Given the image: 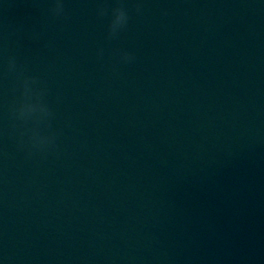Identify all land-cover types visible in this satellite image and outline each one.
<instances>
[{
    "label": "water",
    "instance_id": "water-1",
    "mask_svg": "<svg viewBox=\"0 0 264 264\" xmlns=\"http://www.w3.org/2000/svg\"><path fill=\"white\" fill-rule=\"evenodd\" d=\"M63 4L0 0V264H264V0Z\"/></svg>",
    "mask_w": 264,
    "mask_h": 264
},
{
    "label": "clouds",
    "instance_id": "clouds-1",
    "mask_svg": "<svg viewBox=\"0 0 264 264\" xmlns=\"http://www.w3.org/2000/svg\"><path fill=\"white\" fill-rule=\"evenodd\" d=\"M140 10L141 9H140L139 5H137L136 11L139 12ZM51 11L56 16L63 14V12H64L63 0H54V7L52 8ZM105 11L106 10L104 8H100L98 10V14L103 16L105 14ZM117 12H119L121 14L122 21L120 24L119 31H114L113 28H114V24L116 23V13ZM128 19H129V17H128L127 12L124 9L122 4H121V6L114 8L112 10V19H111L110 24H109V30H108L109 38H114L115 36H117L118 33L126 27V25L128 23ZM121 59H123L125 62H127V61H130L131 59H133V57L130 53L123 52L121 54ZM8 65H9V71H14L16 69V63H15L14 59L9 58ZM21 76H22V79L19 80V86H20V82L22 80H29V81H32L33 84L36 85L37 91H42L43 94L45 93V90L42 87L38 86L40 82L38 81V79L36 77L23 76L22 73H21ZM51 137H52V142L48 145H51L53 143L54 134ZM33 147H35V146H33Z\"/></svg>",
    "mask_w": 264,
    "mask_h": 264
}]
</instances>
